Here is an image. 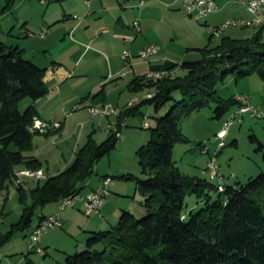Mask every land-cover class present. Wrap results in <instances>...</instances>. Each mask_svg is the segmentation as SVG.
I'll return each mask as SVG.
<instances>
[{"label": "trees", "instance_id": "16d2710c", "mask_svg": "<svg viewBox=\"0 0 264 264\" xmlns=\"http://www.w3.org/2000/svg\"><path fill=\"white\" fill-rule=\"evenodd\" d=\"M14 1L6 0L2 11L9 10ZM262 29L264 25L245 39L221 37L214 46L198 48L199 59L158 66H178L183 74L131 81L151 88L154 94L119 112L118 131L121 121L141 105L152 104L155 112L166 106L162 114L154 115L147 143L136 150L144 178L134 179L144 213L136 217L122 210L109 228L89 231L83 249L67 254L61 264H264V171L244 184H223L219 191L215 182L186 175L171 159L174 144L186 141L180 124L187 115L212 101L213 118L219 119L235 106L233 96L225 99L217 94V85L227 74L235 81L251 72L264 79ZM44 73L19 47L0 43V199L6 198L15 169L40 168L38 160L27 153L33 148L32 138L46 132L33 126L39 117L35 106L28 104L20 111L19 104L24 98L35 100L47 92ZM173 92L179 97L174 98ZM118 138L111 132L96 142L89 135L62 170L33 186L18 187L21 215L0 234V244L18 230L28 229L29 233L45 216L38 213L32 222L36 209L81 193L95 162L116 146ZM249 138L257 143L264 161V143L254 135ZM187 195L200 201L199 209L185 211Z\"/></svg>", "mask_w": 264, "mask_h": 264}, {"label": "crops", "instance_id": "0c3cea01", "mask_svg": "<svg viewBox=\"0 0 264 264\" xmlns=\"http://www.w3.org/2000/svg\"><path fill=\"white\" fill-rule=\"evenodd\" d=\"M215 1L217 10L200 19L189 15L183 6L174 5L177 0H15L9 10L0 12V43L19 47L25 58L45 69L43 81L47 92L26 103V106L33 104L39 113L34 122L48 126L46 134H41L48 136L46 139L56 136L55 143L60 144L56 153L64 158L58 165L54 162L53 171L48 173L51 157L47 158L45 149H38L40 141L34 145L33 139L35 150L27 154L38 160L45 176L57 173L72 161L75 151H70L69 144H63V141L74 136L72 132L76 126L94 128L95 123L99 127L105 122L104 125L110 128L112 121H116L117 116L114 115L102 117L90 113V106L107 103L123 109L138 103L153 90L133 85L131 81L154 67L196 60L200 54L191 51L210 46L204 38L206 32L207 39L213 37L208 26L218 25L232 17L246 18L250 15L245 8L247 0ZM5 3L6 0H0L2 10ZM235 5L239 6L232 8ZM161 13L167 15H164L165 20L160 18ZM215 15L217 21H213ZM134 21H138V31L134 28ZM261 25L264 23L248 27ZM151 42L157 43V53L147 59L140 58L138 51ZM123 50H128L131 55V70L125 74H122ZM174 70L175 75L183 74L178 66ZM241 90L235 89L230 97L235 93H246L245 89ZM262 95L264 91L251 103L258 105ZM66 131L69 133L64 136ZM66 152L69 153L67 157L64 156ZM41 156H45L46 168L42 165ZM20 168L25 167L17 169ZM102 176L96 173L92 178L90 175L83 183L82 192L94 189ZM8 196L9 193L6 198ZM79 203L82 209L83 205ZM45 207L37 214L53 213L57 203Z\"/></svg>", "mask_w": 264, "mask_h": 264}, {"label": "rangeland", "instance_id": "374dc122", "mask_svg": "<svg viewBox=\"0 0 264 264\" xmlns=\"http://www.w3.org/2000/svg\"><path fill=\"white\" fill-rule=\"evenodd\" d=\"M234 4V3H233ZM181 5V0H177L176 4ZM233 6L232 8H236ZM0 4V12H2ZM186 13V12H185ZM161 13L160 18L165 20V15ZM195 20V19H193ZM197 20H195L196 22ZM213 21H217V16H213ZM200 23V21H197ZM259 31L258 28L248 26H229L222 30L219 35L208 38L205 35L207 45H216L221 37L229 36L231 38H248ZM261 38H264V29H262ZM208 40V42H207ZM185 42V41H184ZM181 42V43H184ZM191 52H197L198 49ZM201 57V54L198 58ZM197 58V59H198ZM226 84L225 87L223 84ZM235 89L242 91L251 96V101L256 100L261 91H264V79H261L256 72L248 73L237 80L231 73L224 77L222 82L217 85V94L222 98H229L230 93ZM174 98L179 95L172 93ZM145 97V96H144ZM29 99H23L19 104L22 111L26 107ZM125 100V99H124ZM209 101L204 107L191 112L181 121V131L186 141H180L174 144L171 149V159L178 169L189 176L206 178L205 166L209 156L216 152V159L220 172L223 175V183L230 185H240L247 182L248 179L256 176L264 171V161H262V152L257 150V143L250 140L249 135H254L260 142L264 143V117H253L249 114L244 115L243 123H234L227 130L229 133L224 137V144L218 147V140L215 137V131L227 117L228 113L223 114L219 119L213 118V105ZM111 106L115 107V105ZM127 106V105H126ZM166 106H160L155 112L152 104H143L133 114L126 117V125L122 126L119 131L120 136L114 148L102 155L93 166V175L98 173L106 175L110 178L108 183V193L103 197V202L98 214L92 213L89 216L83 215L80 203L76 202L72 207H66L62 210L60 220L62 225L47 229L41 236L39 245L41 252H35L27 249L26 238L27 230H18L10 238L0 244V264H61L67 254L74 253L83 249L84 241L89 231H99L109 228L117 220L122 210H127L140 217L144 213V207L141 203V197L136 190L135 179L144 178L141 173L140 164L136 154L137 147L145 145L149 138L150 129L154 126V115L162 114ZM84 112V111H83ZM112 116V115H111ZM148 123V127H143V122ZM116 124V121H112ZM84 123V122H82ZM102 122L98 127L94 124V128L78 125L73 137H68L63 144H69L70 151H76L81 147L89 135L96 141L100 142L112 132L111 128ZM69 132H64V136ZM72 135V134H71ZM48 136L37 134L34 136V145L36 141H40L38 148L40 151L45 149L47 158L51 157L48 165V173H51L54 162L56 165L63 162V157L56 153V136L52 139ZM52 140V143H51ZM235 141V143H232ZM46 144V145H45ZM33 148L35 150V146ZM200 145H206L209 148L208 153L200 151ZM65 152V151H64ZM68 152V151H67ZM67 152L65 157L69 155ZM71 154V153H70ZM67 159V158H66ZM43 167H47L45 156H41ZM95 177V176H94ZM33 182L29 180V186ZM224 187V186H223ZM7 198L0 199V233H5L10 225L17 222L21 215L22 203L20 201V192L18 190H10ZM7 196V195H6ZM28 199V200H27ZM27 203L29 198H27ZM55 202L45 204V208L54 205ZM185 211H196L200 208L201 203L194 195H187L184 200ZM32 217V222L36 219L37 211ZM46 210V209H45Z\"/></svg>", "mask_w": 264, "mask_h": 264}, {"label": "built area", "instance_id": "2783aa9c", "mask_svg": "<svg viewBox=\"0 0 264 264\" xmlns=\"http://www.w3.org/2000/svg\"><path fill=\"white\" fill-rule=\"evenodd\" d=\"M184 10L195 19H200L203 16L217 10L218 5L215 0H181ZM245 8L249 12V17H232L224 20L215 26H208V30L211 36L219 35L223 29L229 26H258L264 23V0H247L245 3ZM75 16V15H74ZM76 17V16H75ZM134 28L138 31L139 24L138 21H134ZM43 36V33H41ZM158 45L157 43H148L143 46L137 53L140 58L147 59L149 56L157 53ZM131 55L128 50H123L124 66L122 68V74L131 70ZM175 76L174 68H152L148 70L142 78L148 80H158L162 78H168ZM154 92L147 93L146 97L153 96ZM233 98L236 102L234 108L228 113V117L222 122L220 128L216 131L215 137L218 140L217 146L222 147L225 145L224 137L226 136L228 128L234 123H242L245 114H249L253 117H264V95L258 105L251 103L250 97L246 93H235ZM122 109L119 107H113L110 104H100L89 107V111L92 114H97L99 116H118ZM124 120L121 121L120 125H124ZM59 124L56 123V126ZM40 133L47 132V124L36 123L33 124ZM143 127H148L147 121L143 122ZM116 135H119L117 124H111L109 126ZM200 151L202 153H208L209 148L206 145H200ZM216 152L209 156L207 161L205 172L207 173V178L212 182L217 184V189L219 191L223 190V175L220 172L219 165L217 163ZM45 177L42 168H20L15 169V177L9 189L15 190L18 187L27 188L29 180L33 183L39 181ZM110 178L105 176L100 179L97 186L87 192L75 193L62 198L57 203V209L50 214L45 215L41 221L34 225L26 238L27 249L33 250L35 252H41L42 248L39 245L42 234L50 228L61 226L60 213L66 207H72L76 202H81L83 205L82 211L83 215L89 216L92 213L98 212L101 208L103 197L108 193V183Z\"/></svg>", "mask_w": 264, "mask_h": 264}]
</instances>
